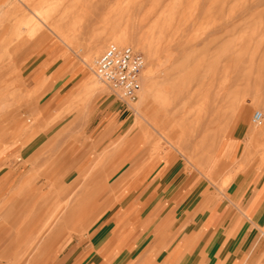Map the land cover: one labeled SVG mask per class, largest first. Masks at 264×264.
Here are the masks:
<instances>
[{"label":"rangeland","instance_id":"1","mask_svg":"<svg viewBox=\"0 0 264 264\" xmlns=\"http://www.w3.org/2000/svg\"><path fill=\"white\" fill-rule=\"evenodd\" d=\"M112 29L127 41L114 42ZM110 43L143 53L152 96L126 104L98 80ZM256 111L264 0H0V264H168L179 237L166 241L163 229L194 222L179 218L182 201L197 194L202 216L212 194L225 198L233 165L264 167ZM87 179L92 213L33 231L38 207L47 201L56 215L58 191L69 185L75 202Z\"/></svg>","mask_w":264,"mask_h":264},{"label":"crops","instance_id":"2","mask_svg":"<svg viewBox=\"0 0 264 264\" xmlns=\"http://www.w3.org/2000/svg\"><path fill=\"white\" fill-rule=\"evenodd\" d=\"M239 151L232 150L235 156ZM227 152L229 160V145ZM229 172L232 179L224 199L212 194L211 207L201 216L199 207L193 212L200 197L190 194L182 201L179 209L182 212L178 213L182 221L193 217L194 222L186 223L189 226L182 231L175 229L183 224L180 222L163 229L160 235L166 241L179 237L168 252V264H264V167L233 165ZM181 196L182 193L178 195ZM192 203L195 204L191 210L184 211Z\"/></svg>","mask_w":264,"mask_h":264},{"label":"bare ground","instance_id":"3","mask_svg":"<svg viewBox=\"0 0 264 264\" xmlns=\"http://www.w3.org/2000/svg\"><path fill=\"white\" fill-rule=\"evenodd\" d=\"M41 7V6H40ZM50 14V13H49ZM40 19H41V21L42 22H46L47 20H48V18H47V16H46V13L44 12V11H42V12H39L38 13V15H37ZM36 17V16H35ZM55 18V17H54ZM4 20V19H3ZM28 20V19H27ZM55 21V20H54ZM30 26V25H29ZM29 28V27H28ZM69 28H70V26H69ZM113 28V27H112ZM18 29V28H17ZM109 29H111V28H109ZM16 30V29H15ZM113 30V29H112ZM55 31V30H54ZM114 32H115V35H114V42H116V43H119V44H124L125 43V41H127V38H128V32H127V30L126 29H121V30H113ZM56 32V31H55ZM35 33V32H34ZM33 33V34H34ZM23 34V33H22ZM21 34V35H22ZM114 34V33H113ZM57 35H58V37L59 38H62V40L67 36V34H66V36H65V34H64V32H62V31H57ZM113 37V36H112ZM14 38V37H13ZM65 41H67L68 39H64ZM64 41V42H65ZM69 43V42H68ZM138 45L139 46H142V47H145V46H148V45H146V42L144 43L143 41H140L139 43H138ZM90 48V47H89ZM149 48H151V46L149 47ZM149 50H151V49H149ZM98 52V46H92V48H91V50L89 51V53L87 54V56L85 57H83V61H84V63L85 64H87V65H89L91 62H92V59L94 58V56H95V54ZM151 53V52H150ZM85 58V59H84ZM3 74V73H2ZM144 75V74H143ZM153 75V74H152ZM151 75V73L149 72V71H146V77L144 76V78H145V82H144V86L141 88V91L140 92H142V97L145 99H147V97L148 96H152V95H150L151 93H153L152 91H153V87H154V85H152V76ZM3 76H5V75H3ZM2 76V77H3ZM97 76V75H96ZM1 77V78H2ZM98 78V77H97ZM4 79V78H3ZM91 80V79H90ZM98 80H99V78H98ZM143 80V79H142ZM100 81V80H99ZM87 82H89L88 84L90 85V87H91V91L93 90H97L98 89V87H99V84H98V82H96L94 79L90 82V81H87ZM102 82V81H101ZM103 83V82H102ZM84 84V83H83ZM84 86H86V84H84ZM81 88V87H80ZM87 87H86V90L88 89ZM83 89V88H82ZM36 91V90H35ZM98 91V90H97ZM95 92V91H94ZM90 94V93H89ZM93 94V93H92ZM89 96V95H88ZM76 97V96H75ZM156 97V96H155ZM83 98V97H82ZM152 99H154V98H152ZM83 101V100H82ZM148 101V100H147ZM147 101H146V103H147ZM154 101V100H153ZM156 101V100H155ZM143 102V101H142ZM143 104H145V103H143ZM157 104V103H156ZM146 105V104H145ZM143 106V105H142ZM236 107V106H235ZM143 109V108H142ZM151 110V109H150ZM234 110V109H233ZM136 111H138V113H139V110H136ZM261 113H262V115H263V119H262V121H261V124H262V122H263V120H264V113L262 112V111H260ZM148 113V112H147ZM158 113V112H157ZM153 115V114H152ZM141 116H143V115H141ZM146 116H148V115H146ZM145 116V117H146ZM155 116V115H154ZM145 117H142L148 124H151L153 127H154V129L158 132V133H160L161 135H163L164 137H166L167 136V134H166V132L165 131H163V129H162V127H161V125H157L158 123H156V121L154 122L153 120L151 121V120H148V118L147 119H145ZM149 117V116H148ZM153 117V116H152ZM151 118V117H150ZM151 119H153V118H151ZM141 127L143 128V129H146L145 127H143L142 125H141ZM148 130V132H150V130L149 129H147ZM149 134H151V133H149ZM7 135H10V134H7ZM145 136H147V135H145ZM131 154V153H130ZM87 172V171H86ZM96 177V176H95ZM99 178V177H98ZM65 180V179H64ZM86 181H88V179L87 180H84V183L80 186V190H78V192L80 191V193H81V196L78 198V199H76L75 200V202L73 201L74 200V198L78 195L77 194V192H72L73 191V189L72 190H70V186L69 185H67L66 187H64V188H62V189H60L59 191H58V195H57V199H56V201L58 202V206H57V212H56V215L54 214L55 213V210H51L52 209V207H51V205H50V207H49V205H48V202L47 201H45L40 207H38V211H39V222H40V224L39 223H37V224H35V227L33 226V231L34 230H36V232H41V231H44V232H46L47 230H49L48 232H51L52 231V228H53V226L55 225V222H57V220L60 218V217H62V221H60V222H62V224L61 223H59L60 224V226L61 225H64L65 226V224H67V221H68V219L70 218V217H72L75 213H76V211H78L77 213H79L80 214V218H82V217H84L85 215L87 216L88 215V213H90L91 212V209H92V207L90 208V204H92V200H90V199H88L87 198V196H86V192H87V189H88V187H89V182H86ZM226 182V181H225ZM226 184V183H225ZM96 185L97 186H102L101 185V182H98V183H96ZM20 190V189H19ZM34 191V190H33ZM38 191V190H37ZM36 191V192H37ZM51 191V190H50ZM57 191V190H56ZM26 192H27V190H26ZM25 193V192H24ZM50 193V192H49ZM29 194V193H28ZM35 194V193H34ZM51 196V195H50ZM48 198V197H47ZM56 198V197H55ZM55 198H54V200H55ZM32 200V199H31ZM45 200H47V199H45ZM72 201H73V203H72ZM28 202V201H27ZM6 203V202H5ZM51 204V203H50ZM84 204V205H83ZM87 204V205H86ZM28 205V204H27ZM31 205V204H30ZM82 205V207H80ZM79 207H80V209H79ZM54 208V207H53ZM196 208V207H195ZM27 209V208H26ZM25 209V210H26ZM29 209L31 210V207L29 206ZM24 210V209H23ZM81 210V211H80ZM51 211H52V215L51 216H49V214H51ZM194 211V210H193ZM9 212V209L7 210V213ZM23 212V211H22ZM48 212H49V214H48ZM92 213V212H91ZM137 213V212H136ZM55 215V216H54ZM90 215V214H89ZM124 215V214H123ZM122 215V216H123ZM118 216V215H117ZM53 218V219H52ZM86 218V217H85ZM50 219L52 220V221H50ZM83 219V218H82ZM26 220V219H25ZM81 220V219H80ZM55 221V222H54ZM54 222V223H53ZM31 225V224H30ZM53 225V226H52ZM10 226V225H9ZM22 226V225H21ZM55 227V226H54ZM55 229V228H54ZM30 232V231H29ZM35 232V233H36ZM7 234V233H6ZM54 234H55V232H54ZM42 235V234H41ZM50 236H53V233H50ZM41 237V236H40ZM49 238V237H48ZM47 238V239H48ZM46 239V240H47ZM50 239V238H49ZM36 240V239H35ZM42 240H44V238L42 239ZM41 240V241H42ZM17 241V240H16ZM16 241H15V244H16ZM28 242V241H27ZM9 243H11V241L9 242ZM24 244V243H23ZM39 245V244H38ZM51 245V244H50ZM46 246V245H45ZM39 247L41 248V244L39 245ZM50 247V246H49ZM38 248V247H37ZM48 248V247H47ZM2 252V251H1ZM38 252V251H37ZM7 253V252H6ZM4 254V253H3ZM2 255V254H1ZM12 256V258H14V263L15 262H17V261H15V259L17 258V257H20L19 256V253H14V254H12L11 255ZM38 256H39V254H38ZM37 257V256H36ZM45 264V263H44Z\"/></svg>","mask_w":264,"mask_h":264},{"label":"built area","instance_id":"4","mask_svg":"<svg viewBox=\"0 0 264 264\" xmlns=\"http://www.w3.org/2000/svg\"><path fill=\"white\" fill-rule=\"evenodd\" d=\"M146 60L142 52L132 46L110 43L95 63V73L119 99L126 103L135 102L142 88ZM263 115L253 114V122L260 124Z\"/></svg>","mask_w":264,"mask_h":264}]
</instances>
